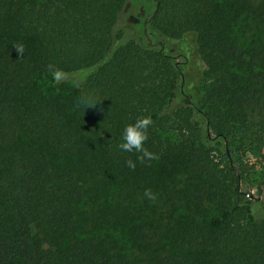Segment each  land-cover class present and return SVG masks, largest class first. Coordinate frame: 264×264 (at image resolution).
<instances>
[{"label": "trees", "instance_id": "1", "mask_svg": "<svg viewBox=\"0 0 264 264\" xmlns=\"http://www.w3.org/2000/svg\"><path fill=\"white\" fill-rule=\"evenodd\" d=\"M262 148L264 0H0V264H264Z\"/></svg>", "mask_w": 264, "mask_h": 264}, {"label": "clouds", "instance_id": "2", "mask_svg": "<svg viewBox=\"0 0 264 264\" xmlns=\"http://www.w3.org/2000/svg\"><path fill=\"white\" fill-rule=\"evenodd\" d=\"M14 46L20 56L23 55V45L17 44ZM46 71L48 74H50L56 84L66 82L69 79L65 71L55 66L54 64H48L46 66ZM74 82L77 83V86H80L78 78H75ZM96 101L90 99L83 92L81 93V96L78 97V103L82 104L85 108L88 106H95ZM152 124L153 121L149 116L137 117L135 122L129 123L124 127L121 133L122 142L117 146L121 151L137 153L138 155L136 157V161H138L142 165L145 164L146 161L150 162L154 159H158V156L155 153L151 152L148 148L145 147V141H147L149 138L148 130L152 126ZM136 161L128 159L125 161V164L129 169L134 170L136 167ZM143 195L152 203H155L157 200V194L154 193L151 189H145Z\"/></svg>", "mask_w": 264, "mask_h": 264}, {"label": "rangeland", "instance_id": "3", "mask_svg": "<svg viewBox=\"0 0 264 264\" xmlns=\"http://www.w3.org/2000/svg\"><path fill=\"white\" fill-rule=\"evenodd\" d=\"M187 42L189 43L188 37L186 38ZM190 39V38H189ZM182 41H180V45L181 46ZM190 44V43H189ZM202 70H206V66H201V71ZM200 71V72H201ZM244 158H246V160L249 162V170L252 173L251 174V179L254 181V183L260 184V194L257 192L258 190H256L252 185L250 187H246L243 186V189L246 190H250V196L253 199H257V200H262L264 198V185L261 183L262 180H264V148H262L261 151L256 152V153H247L245 154ZM35 230V234L46 238V239H50V235H48V228L43 226V225H38L36 226Z\"/></svg>", "mask_w": 264, "mask_h": 264}]
</instances>
